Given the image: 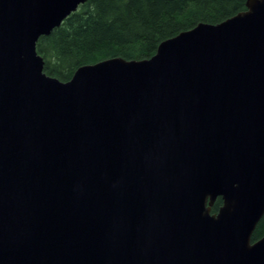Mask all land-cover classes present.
Listing matches in <instances>:
<instances>
[{
    "label": "water",
    "instance_id": "95a60500",
    "mask_svg": "<svg viewBox=\"0 0 264 264\" xmlns=\"http://www.w3.org/2000/svg\"><path fill=\"white\" fill-rule=\"evenodd\" d=\"M86 2L0 0V264H264V0L63 82Z\"/></svg>",
    "mask_w": 264,
    "mask_h": 264
},
{
    "label": "trees",
    "instance_id": "16d2710c",
    "mask_svg": "<svg viewBox=\"0 0 264 264\" xmlns=\"http://www.w3.org/2000/svg\"><path fill=\"white\" fill-rule=\"evenodd\" d=\"M247 0H87L51 35L38 54L47 75L71 80L76 70L110 58L144 60L161 42L199 23L218 24L246 10ZM222 205L218 198L212 212ZM264 237V217L252 241Z\"/></svg>",
    "mask_w": 264,
    "mask_h": 264
}]
</instances>
